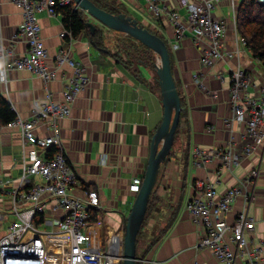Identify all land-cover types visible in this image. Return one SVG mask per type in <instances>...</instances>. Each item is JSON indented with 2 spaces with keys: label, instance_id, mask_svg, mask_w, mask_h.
I'll list each match as a JSON object with an SVG mask.
<instances>
[{
  "label": "crops",
  "instance_id": "obj_1",
  "mask_svg": "<svg viewBox=\"0 0 264 264\" xmlns=\"http://www.w3.org/2000/svg\"><path fill=\"white\" fill-rule=\"evenodd\" d=\"M115 1L123 3L127 13L143 24L165 35L171 49L173 75L184 101L180 132L162 164L138 235L137 262L222 264L210 248H197L200 231L192 221L186 202L194 192L196 179L211 181L217 196L234 185H241L242 193L226 218L231 223L240 211L247 209L256 220L250 235L252 242L264 241V140L255 143L252 153L232 169L226 168L219 156L195 165L192 150L196 146L224 149L230 140L236 148L244 147V123L231 121L228 125L226 121L232 115L229 79H219L216 74L229 73L241 66L249 72L253 84L264 87V65L249 48L242 47L239 54L204 67L194 39L190 35L176 38L167 17L158 22L148 18L143 0ZM165 2L187 16V11L178 6L179 0ZM229 10L230 0H224L215 14L226 15ZM37 16L50 64H54L58 51L64 49L83 66L88 77L87 84L72 102L71 114L60 119L59 124L64 151L81 181L74 189L75 194L83 195L88 189L99 193L101 204L97 210L101 219L89 228L92 240L88 246L91 251L99 252L110 233L124 228L137 195L131 189L132 179H143L153 134L163 120L164 106L156 69L141 57H133V46L128 44H112L105 37L103 48H99L87 32L66 40L60 13L43 8L37 11ZM90 18L109 37L113 30ZM21 20L22 11L16 3L0 0V50L9 49L7 58L10 59L22 55L28 48L27 41L19 35ZM224 42L225 49H236L230 30ZM155 58L158 63L157 54ZM5 59L0 55V93L9 100L17 115L28 117L32 107L46 98V83L40 76L15 67H7L6 79H2ZM6 60L8 65L10 61ZM197 72L204 88L194 77ZM72 73L73 68L65 62L59 67L57 77L50 81L49 88L56 100L61 99L65 78ZM214 90L216 96L210 94ZM36 132L45 135L49 130L40 126ZM28 148L17 128L0 126V210L8 211L3 223L9 221V224L15 219L13 191L19 184L21 162ZM255 169L258 174L252 175ZM34 178L41 180L39 176ZM245 262V256L236 259V264Z\"/></svg>",
  "mask_w": 264,
  "mask_h": 264
},
{
  "label": "built area",
  "instance_id": "obj_2",
  "mask_svg": "<svg viewBox=\"0 0 264 264\" xmlns=\"http://www.w3.org/2000/svg\"><path fill=\"white\" fill-rule=\"evenodd\" d=\"M11 1L22 11L18 31L27 41L28 48L22 55L10 59L7 57L11 51L2 47L0 55L10 63L7 65L6 59L3 62L1 77L6 79L7 67L26 69L44 80L46 98L32 107L30 116L17 115L7 124L20 131L24 145L29 148L21 162L19 184L13 191L12 214L15 219L0 236V264H122L124 228L110 233L99 252L88 247L92 240L89 228L93 222L90 219L93 210L100 207V197L96 189H88L83 195L75 194L74 189L81 181L66 156L60 134L59 121L71 114L72 102L87 84L88 77L83 66L64 49L58 51L53 65L49 62L37 11L47 8L56 13L54 0ZM71 1L60 0V3ZM223 1L179 0L178 6L187 11L186 16L165 0H143L148 18L158 22L167 17L173 24L176 38L190 35L194 39L204 67L232 57L234 53L239 54L242 47L249 48L237 28V0H230L226 15L215 14V9ZM257 1L264 4V0ZM228 30L234 34L235 50L225 49L224 38ZM66 33L70 32L65 30L63 36ZM65 62L73 68V73L65 78L61 99L56 100L49 83L57 77L59 67ZM199 74L194 73L197 80ZM216 77L229 79L232 115L226 121L228 125L231 121L244 123V147L236 148L235 142L230 140L224 149L196 146L192 153L195 165L219 156L223 165L232 169L252 153L255 143L264 140V87L253 84L249 72L241 66L232 68L229 73L219 72ZM199 83L205 87L202 80ZM210 94L216 96L217 91ZM40 126H46L49 133L38 134L36 129ZM251 174L256 175L258 171L252 170ZM35 176L41 180L36 181ZM141 184V177H133L131 189L138 192ZM193 185L194 192L188 198L186 208L200 231L197 248H210L222 264H236L240 256L246 257L245 264H264V241L253 243L250 238L255 218L247 209L240 211L231 223L226 218L233 202L242 193L241 185L230 187L220 196L209 180L196 179ZM7 212L0 210V225ZM47 219L53 228H40Z\"/></svg>",
  "mask_w": 264,
  "mask_h": 264
},
{
  "label": "water",
  "instance_id": "obj_3",
  "mask_svg": "<svg viewBox=\"0 0 264 264\" xmlns=\"http://www.w3.org/2000/svg\"><path fill=\"white\" fill-rule=\"evenodd\" d=\"M75 2L95 20L109 29L131 35L148 46L159 58V62L155 63L154 66L160 85L164 116L153 134L150 156L142 184L124 225V259L122 264H136L138 260V235L148 209L149 199L157 182L162 164L171 152L180 123V114L183 108L181 95L173 75L169 47L163 37L153 32L139 21L137 17L129 13L122 11L113 13L100 7L93 0H75ZM87 25L93 34L97 25L92 21H88Z\"/></svg>",
  "mask_w": 264,
  "mask_h": 264
},
{
  "label": "trees",
  "instance_id": "obj_4",
  "mask_svg": "<svg viewBox=\"0 0 264 264\" xmlns=\"http://www.w3.org/2000/svg\"><path fill=\"white\" fill-rule=\"evenodd\" d=\"M93 1L96 4H98L100 7L108 11H111L113 13H118L121 11L127 13L125 9V5L121 2H117L115 0H93ZM54 2H55L54 4L55 12L60 13L62 15V20L65 26V30L67 32H70L64 35V38L66 40L69 41L77 37L81 33L87 32L88 35L90 36V40L92 41V43L95 46H98L99 48H103L104 38H105L104 31L102 30V28L98 26V24H96L97 28L95 32L93 34L91 33L90 28L87 25L88 21H92L90 18L91 15L85 9L79 7L76 4L75 0H72L70 3L67 4H61L60 0H54ZM145 26L150 27L149 24ZM237 28L240 34L246 39L247 45L249 46L252 55L257 59H259L264 65V4L258 2L257 0H240L237 9ZM152 31L165 39L166 43L168 44L171 55L170 45L165 35L157 30L156 31L152 30ZM116 32L124 34L123 32L120 31H116ZM124 36L126 37L125 38L126 41H130L131 43L133 41L135 43H138L139 46H143V48L145 47L152 50L151 48H149L139 40L135 39L133 36L127 34ZM142 59L146 62H149L145 58ZM171 62H172V58H171ZM150 66L155 67L154 62L150 63ZM181 101L183 107L184 101L182 96H181ZM183 108L180 114V123L176 131L175 141L181 129ZM16 116L17 114L12 108V105L9 102V100L2 93H0V126L7 125L9 122L14 120ZM100 219H101V214L97 209H94L90 221L93 223H97L100 221ZM136 264H138V262H136Z\"/></svg>",
  "mask_w": 264,
  "mask_h": 264
},
{
  "label": "rangeland",
  "instance_id": "obj_5",
  "mask_svg": "<svg viewBox=\"0 0 264 264\" xmlns=\"http://www.w3.org/2000/svg\"><path fill=\"white\" fill-rule=\"evenodd\" d=\"M102 25H104V24H102ZM110 32H111V34H109V37H107L106 35H105V37L107 39L109 38V41H112L111 42L112 44H117V45L128 44L129 46H133L132 47V49L134 50L132 52L133 57H142V58L147 59L150 63H152V62H154V64L156 63V58H155L156 53L154 51H152L148 48H145V47L143 48V46H139L138 43H135L133 41H132V43L130 41H126L125 36H124L125 34H122V33L116 32V31H110ZM8 220H9V218H8ZM8 222L9 221H5L4 223H1V225H0V236L5 232V229L8 226ZM40 228L52 229L53 224L49 219H47L43 224H40ZM52 241L54 242V240H52ZM55 247H57V245Z\"/></svg>",
  "mask_w": 264,
  "mask_h": 264
}]
</instances>
